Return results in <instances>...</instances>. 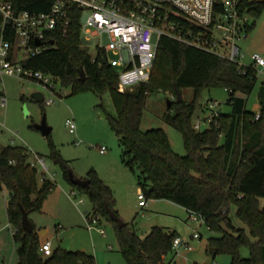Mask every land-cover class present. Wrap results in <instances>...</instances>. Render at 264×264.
I'll return each mask as SVG.
<instances>
[{
    "label": "trees",
    "instance_id": "trees-1",
    "mask_svg": "<svg viewBox=\"0 0 264 264\" xmlns=\"http://www.w3.org/2000/svg\"><path fill=\"white\" fill-rule=\"evenodd\" d=\"M21 10H50L55 0H9ZM243 8L254 17L264 10V0H243ZM71 21L66 34H57L55 43L25 60L24 67L51 75L72 94L92 90L99 95L110 93L116 114L110 123L123 148V163L138 174V184L147 199H168L189 214L203 216L208 228L217 233L208 239L206 251L214 258L231 256L230 264H264V82L259 93L262 106L257 112L244 109V99L237 92L251 93L257 82V68L242 65L209 51L162 36L148 82L133 89L119 90L118 70L104 62L99 51L96 59L82 46L81 11L72 4ZM3 15L0 12V35ZM255 23L247 28L249 32ZM85 80H80V69ZM193 88L191 101L176 100V89ZM224 87L227 100L234 106L230 113L220 112L204 130L194 127V115L205 88ZM172 92L175 99L164 114L167 123L181 131L186 154L176 153L163 128L141 129L147 99L157 92ZM44 101V100H43ZM40 101V102H43ZM233 101H235L233 103ZM240 130L241 148L234 157V136ZM28 147L9 144L0 149V192H8L7 212L14 226L17 244L16 264H96L95 257L63 247L45 257L41 246L45 241L34 225L32 232L22 226V207L29 214L41 210L55 182L44 176L39 183L38 168L32 165ZM51 158L64 169L73 186L86 194L92 211L111 221L116 229L120 250L127 264H176L168 256L174 252L175 230L153 226L146 236L128 223L119 227L107 208L116 210L113 189L91 169L86 187L74 184L69 177V161L53 147ZM118 213V212H117ZM243 247L250 254L244 257Z\"/></svg>",
    "mask_w": 264,
    "mask_h": 264
},
{
    "label": "rangeland",
    "instance_id": "rangeland-1",
    "mask_svg": "<svg viewBox=\"0 0 264 264\" xmlns=\"http://www.w3.org/2000/svg\"><path fill=\"white\" fill-rule=\"evenodd\" d=\"M250 25L253 28L236 40L242 53L238 62L242 65L252 63L253 53L264 52V10L258 17L250 15ZM95 40H93L94 42ZM95 57V44L88 48ZM115 57V56H113ZM257 83L248 97L247 107L256 110L258 92L264 81V67H257ZM50 85L29 77L7 75L4 78L7 106L0 107L1 128L0 149L11 144L25 146L31 150V159L42 157L49 171L47 177L55 182V187L44 200L41 210L33 211L29 218L43 233V239L53 243V250L63 247L69 241L68 250L82 251L95 257L96 264H127L120 250L114 224L102 217L97 228L90 230L86 214L92 212V203L88 196L76 189L64 174V169L50 156L54 147L61 156L69 161L70 170L77 178L87 179L91 169H95L99 176L113 189L116 198V210L120 217L130 226H136L137 232L146 236L153 226L170 227L177 234L190 241L194 250L189 253L182 250L175 251L168 256L174 258L176 264H230L231 256L221 254L213 257L206 251L208 239L218 234L208 226L190 218L189 212L181 205L168 199H147V206L139 204L140 187L138 174L127 167L121 154L123 148L119 138L111 126L109 116L116 114V108L110 93L102 96L92 90L79 91L72 94L70 86H64L59 80L50 78ZM42 93L45 99L53 98L52 104L36 101L35 95ZM193 88H184L183 98L191 101ZM175 99L172 92L160 91L148 97L143 112L141 129L163 128L167 133L173 150L181 155L186 154V147L181 131L167 123L164 114L168 110V100ZM228 91L224 87L205 88L201 93L202 104L200 117L194 119V124L200 123V130L209 127L207 120L210 114L207 103L216 101L221 111H227L226 103ZM29 114L26 115L24 106ZM46 115L47 123L52 127L49 135H44L36 128ZM72 119L76 122V133H71L66 122ZM106 146V153H102L100 146ZM39 183L46 174L38 162ZM76 191L77 195L72 196ZM8 192H0V264H16L18 261L17 244L13 238L14 226L10 223L7 212ZM83 200V202H79ZM98 228H103L105 234ZM198 230L200 238H193ZM244 257L249 256L248 247L241 251ZM64 264V263H62Z\"/></svg>",
    "mask_w": 264,
    "mask_h": 264
},
{
    "label": "built area",
    "instance_id": "built-area-1",
    "mask_svg": "<svg viewBox=\"0 0 264 264\" xmlns=\"http://www.w3.org/2000/svg\"><path fill=\"white\" fill-rule=\"evenodd\" d=\"M72 4H77L81 11L82 46L88 49L95 44L97 53H104V62L118 70L120 91L133 89L150 80L158 45L164 35L238 62L243 55L236 40L247 35L251 15L243 8V0H55L50 10L41 12L19 11L11 1L0 0L3 15L0 107L7 106L1 86L7 75L33 78L54 90V85H50L51 75L25 68L23 62L53 45L51 41L55 43L57 34H66ZM251 57L255 68L264 67V52L253 53ZM44 101L47 104L55 102L53 98H44ZM207 109L210 111L207 117L210 125L220 115V109L216 101L207 103ZM260 117L258 111L255 119ZM66 125L71 133H76L74 120L68 119ZM3 126L4 123L0 122V127ZM194 127L200 130L201 124L196 123ZM13 142L12 139L11 144L15 145ZM100 150L105 153L107 147L100 146ZM35 157L46 176L49 168L45 160L36 154ZM31 162L37 166L34 158ZM76 195L77 192L73 191L72 196ZM138 196L139 204L147 206V197L141 189ZM191 217L204 223L203 216L196 212H191ZM86 218L89 229H94L102 217L92 211L86 214ZM98 230L105 234L103 228ZM192 237L200 238L201 235L195 230ZM173 249L179 254L182 250L190 252L194 247L189 240L177 236ZM41 251L45 257L52 255V241L45 240Z\"/></svg>",
    "mask_w": 264,
    "mask_h": 264
},
{
    "label": "water",
    "instance_id": "water-1",
    "mask_svg": "<svg viewBox=\"0 0 264 264\" xmlns=\"http://www.w3.org/2000/svg\"><path fill=\"white\" fill-rule=\"evenodd\" d=\"M37 43L40 44V41H37ZM51 43L54 44V41H51ZM80 80H82V81L85 80V72L82 68L80 69ZM35 99H36V101H39V102L43 101L44 95L42 93H37L35 95ZM176 100L178 102H181L183 100L182 92L179 89H176ZM172 102H173V99L168 100V107H171ZM24 111H25L26 115L29 114V110H28L26 105L24 106ZM199 112H200V108L197 107V109L195 111L194 119L198 118ZM36 128L39 129L40 131H42V133L44 135H49L51 133L52 127L48 125L46 115H44L42 122L40 124L36 125ZM69 177H70V180L74 184L82 186V187H86L90 183V179L77 178L71 170L69 172ZM21 209H22V226L27 232H32L34 230V224L32 223V221L29 218V212L26 211L23 207ZM107 210H108L110 217L114 221L117 222L119 227H124L126 225V222L120 217V215L116 211H114L113 209H111L109 207L107 208ZM43 233L44 232L42 231L41 235H43ZM68 247H69V241H67L63 244V248L68 249Z\"/></svg>",
    "mask_w": 264,
    "mask_h": 264
},
{
    "label": "crops",
    "instance_id": "crops-1",
    "mask_svg": "<svg viewBox=\"0 0 264 264\" xmlns=\"http://www.w3.org/2000/svg\"><path fill=\"white\" fill-rule=\"evenodd\" d=\"M264 82V81H263ZM263 82H262V84H263ZM257 83V82H256ZM262 84L260 85V88H259V92H258V104H256V110L255 111H252V112H258V111H260L261 110V108H262V106H261V104H260V100H259V93H260V89H261V86H262ZM255 86H256V84H255ZM255 88V87H254ZM253 88V89H254ZM228 91V90H227ZM253 91V90H252ZM251 91V92H252ZM251 93H249V94H245V93H242V92H237L236 94H235V97H239V98H243L245 101H244V109H246V110H249L248 109V107H247V100H248V97H249V95H250ZM229 96H230V92L228 91V98H229ZM228 100V99H227ZM227 100H226V103L229 105V109L227 110V111H221L220 110V112H224V113H230V112H232V111H234V106L232 105V104H229L228 102H227ZM235 101H233V103H234ZM249 111H251V110H249ZM200 114H201V110H200V112H199V116H198V118L200 117ZM1 128L2 127H0V130H1ZM1 132H2V130H1ZM0 132V133H1ZM52 132V131H51ZM240 148H241V143H240V130H238L236 133H235V136H234V157H236V158H238V156H239V152H240ZM106 153V152H105ZM106 182V181H105ZM107 183V182H106ZM108 184V183H107ZM109 185V184H108ZM110 186V185H109ZM185 208V207H184ZM186 209V208H185ZM187 210V209H186ZM188 211V210H187ZM34 224V223H33ZM167 228H170V227H167ZM95 229V228H94ZM171 229V228H170ZM90 230H93V229H90ZM46 232V235H47V231H44V230H40V234H41V232ZM176 231V230H175ZM106 233V232H105ZM179 235V234H178ZM179 236H181V235H179ZM45 240H49V239H45ZM189 253V252H188ZM196 264H198V263H196Z\"/></svg>",
    "mask_w": 264,
    "mask_h": 264
}]
</instances>
